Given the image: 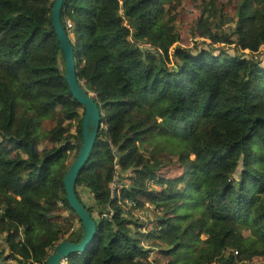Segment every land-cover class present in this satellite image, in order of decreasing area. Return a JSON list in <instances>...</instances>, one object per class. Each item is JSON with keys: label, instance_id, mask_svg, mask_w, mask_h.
I'll list each match as a JSON object with an SVG mask.
<instances>
[{"label": "trees", "instance_id": "16d2710c", "mask_svg": "<svg viewBox=\"0 0 264 264\" xmlns=\"http://www.w3.org/2000/svg\"><path fill=\"white\" fill-rule=\"evenodd\" d=\"M54 1L0 0V264H45L83 238L63 179L85 109L66 81ZM174 1L64 4L77 77L102 114L77 180L98 230L65 264H264V0L219 21L220 0H200L194 48L175 46ZM116 172L122 199L151 209V248L146 223L111 197ZM154 248L164 262L149 260Z\"/></svg>", "mask_w": 264, "mask_h": 264}, {"label": "water", "instance_id": "95a60500", "mask_svg": "<svg viewBox=\"0 0 264 264\" xmlns=\"http://www.w3.org/2000/svg\"><path fill=\"white\" fill-rule=\"evenodd\" d=\"M66 0H55L52 10V24L60 42L61 53L65 65V77L71 94L85 109L82 122V143L79 153L67 170L63 183L66 199L71 209L79 217L83 238L79 242L66 240L60 243L45 264H65L73 254H83L93 244L98 230V221L79 199L77 180L90 160L92 151L102 125L101 108L97 100L81 85L77 77L74 46L62 20V11Z\"/></svg>", "mask_w": 264, "mask_h": 264}, {"label": "rangeland", "instance_id": "374dc122", "mask_svg": "<svg viewBox=\"0 0 264 264\" xmlns=\"http://www.w3.org/2000/svg\"><path fill=\"white\" fill-rule=\"evenodd\" d=\"M242 0H220L217 5V17L216 20L219 21L221 20V16L224 15V17H234L236 14V9L237 5L241 2ZM200 3V0H183L181 4H179V1H174L173 4L166 3L165 7L167 10L171 9L172 10V15L174 16V24L176 25L177 29L179 30L181 34V40L177 43H175V46H183L185 48H194L195 42L200 40L199 36H194V28L197 25L198 21L204 17L201 8L198 6ZM175 9H173L174 7ZM234 25V22H230L226 25V29L229 31L230 28ZM205 40V39H204ZM202 44V43H201ZM202 46V45H200ZM219 46L222 45H216L218 48ZM230 54H233V50L229 51ZM264 60V56H263ZM170 67L172 66V63L169 64ZM82 200L84 203L88 202L89 199L87 200L86 197H83L81 195ZM135 214L131 215V217L138 218L141 222H145L148 215H152L151 209L146 210V209H136ZM64 216H70L69 211H65ZM143 216V218H140ZM146 223V222H145ZM148 223L142 228V232L145 234V238L142 240V245L145 248H151L155 240L150 239L148 240L150 234V229L148 227ZM78 227V226H77ZM249 232H245L244 234L247 235ZM1 244V241H0ZM154 252L151 253L149 260L151 262L154 261H160L164 262L163 256L158 253V249L154 248ZM251 264H263L260 260L255 259Z\"/></svg>", "mask_w": 264, "mask_h": 264}, {"label": "built area", "instance_id": "2783aa9c", "mask_svg": "<svg viewBox=\"0 0 264 264\" xmlns=\"http://www.w3.org/2000/svg\"><path fill=\"white\" fill-rule=\"evenodd\" d=\"M70 26V24H69ZM124 188V184L120 181V174L118 172L115 173V177L110 183V189H111V197L114 200H118V205L121 207V211L128 216L129 214L133 215L135 214V206L136 204L130 202L129 200L122 199L121 197V191ZM148 205V204H147ZM150 206V205H148ZM114 215V212L111 211L109 213L103 214V218H111ZM140 218H143L141 216Z\"/></svg>", "mask_w": 264, "mask_h": 264}]
</instances>
